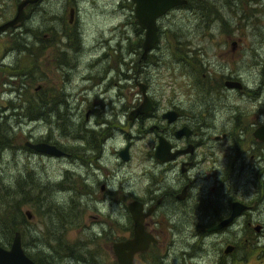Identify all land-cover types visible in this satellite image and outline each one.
Returning a JSON list of instances; mask_svg holds the SVG:
<instances>
[{
    "label": "rangeland",
    "instance_id": "1",
    "mask_svg": "<svg viewBox=\"0 0 264 264\" xmlns=\"http://www.w3.org/2000/svg\"><path fill=\"white\" fill-rule=\"evenodd\" d=\"M16 1L0 0V22L14 14ZM156 25L158 40L144 60L143 30L130 0H41L26 7L20 26L0 33L1 246L8 248L19 230L23 251L36 263L104 264L109 241L126 234L117 210L131 196L149 198L142 171L156 139L148 127L161 111L173 103L219 133L230 114L246 113L248 91L261 85L264 100V73L251 60L264 57V0H187ZM231 40L235 63L220 67ZM223 75L239 79L243 91L225 89ZM140 83L155 109L128 119ZM38 84L58 99L53 111L37 105ZM237 133L244 142L246 134ZM130 136V157L122 161L115 151ZM23 139H46L68 154H40ZM219 143L216 161L190 172L191 197L176 203L184 222L163 227L149 264H264V144L246 142L236 157L227 139ZM232 199L248 208L207 232ZM225 242L236 246L227 255Z\"/></svg>",
    "mask_w": 264,
    "mask_h": 264
},
{
    "label": "flooded vegetation",
    "instance_id": "2",
    "mask_svg": "<svg viewBox=\"0 0 264 264\" xmlns=\"http://www.w3.org/2000/svg\"><path fill=\"white\" fill-rule=\"evenodd\" d=\"M40 1L41 0H36L34 2H28L27 4L24 5L23 19L26 17V7L27 6L34 7V5H37ZM73 9H74V6L68 5V12L70 10L72 14ZM132 9H133V2H132ZM168 10H166L165 12H167ZM10 17L11 15L8 16V18ZM21 21L16 23L14 26L8 27V28L14 29L15 27L20 26ZM157 40H158V32H157ZM232 42H234V45L232 44ZM155 43L152 45L151 48H149L145 52L143 57L140 54V58L144 60L147 57L152 56L151 50H153ZM236 50H237L236 42L234 40H231L229 43V52H230L229 58L228 59L227 57L223 58L219 62L220 67L222 66L231 67L235 63L234 54ZM141 51H142V46H141ZM254 58L255 56L252 55L251 60L259 63L261 66V71L264 73V70H263L264 57L257 59V60H253ZM230 81H239L240 86L238 87L230 86L228 85ZM140 84H138V86ZM222 84L227 90L243 91V88H244V84L241 83L239 79H236L231 75H227V76L223 75ZM142 85L144 87V93L146 94L148 103L150 104V108L146 110L145 112L134 113V115L130 116L131 114L130 112L133 109H135L142 101L143 94L139 89L140 96H138L137 100H139V98L140 100L137 103H135V106H133L132 108L128 110L127 112L128 119L141 118L148 114L149 115L153 114L152 111L155 109V104L151 100L149 95L146 93L145 84L143 83ZM261 87H262L261 85H258L256 87V89H258V92L252 93L253 90L247 92L248 98L250 100V104L248 105L246 109V113L241 114L238 111V113L230 114L227 117V119L230 121L229 125L226 128L222 127L219 130V133H216L210 130L211 125L206 124V121H204L202 118H199L200 121H198L195 118V116L191 115L190 113L181 112V110L175 107V104L173 103L171 104L170 107L161 111V113L159 114L160 118L157 119L156 122L150 124L148 127L149 129L154 131L155 139H156L152 146L151 153H149L148 155L149 158L151 159L150 165L148 168H146L143 171V175L146 179L145 185L149 193V198L144 199L142 197H132L131 196L120 207V209L117 210L116 213H120V217L117 215V218H116V220L118 221L117 226L124 228L126 231V234L123 233L118 238H115L109 241L111 253H109V256H110L109 259L104 255V264H118L116 256L112 251V243L123 241L127 238H130L133 234L134 220L132 218V214L128 207L129 202H132V201L138 202L135 205V210H137V213L139 214V219L141 221L142 229L143 231L147 232V235L149 238V241L147 242V246L144 249L136 250L131 255V261L129 264H140V262L142 264H149V262L154 259V257L151 254V249H153L154 246L161 244L159 234L163 232V227H166L169 224L182 225L184 222V220L181 221L182 210L179 209L177 204H184L187 201V199L191 197V194L189 192V187L192 185L190 183L191 182L193 183V180L191 179L190 172L201 170L200 164H203L205 161L207 162L216 161L217 153L219 152V148L221 147V144L219 142L222 141L223 139L228 140L229 142L228 147L234 151L233 153L236 157H238V154L236 153V151L239 148H241L246 142L251 143L252 146L253 145L261 146L262 143L264 144V141L254 134V131L256 129L260 127L264 128V100L258 99L260 96ZM34 89L38 90L35 92V94L37 95L36 96L37 102H38L37 105L40 107L41 112L48 113L56 109L58 99L55 96L50 95L49 92L40 91L41 89L40 84L36 85ZM167 110L175 111L174 112L175 116L171 118L170 120L167 117L162 116V113ZM182 116L185 118V120L183 121L180 120ZM189 117L191 118L189 119ZM244 119H246L247 121L244 122L243 121ZM182 128L183 130L181 133L175 134L178 130ZM239 131H241L243 134H246V136L243 137L244 142H242V139H240L241 141L238 139L237 132ZM160 137L164 140L167 146L168 150L166 149V154L169 155L168 151L174 152L173 156L166 158V159H160V157L154 155L155 146L158 143V138ZM108 138H110V134L108 135L105 134L104 135V149L106 148L105 142ZM25 140H28V139H23L24 145H25L24 143ZM40 140L49 142L46 139H40ZM34 141H37V140H34ZM131 142H132V139L130 136V140L126 139L124 145L119 147L115 151L116 155L122 161H127V159H129L130 157V150H131V145H132ZM49 143H52V142H49ZM126 144H127V149H126L127 157L123 158L121 157L119 152L122 148H124ZM60 149L62 150V153L57 156H63V155L68 154L62 148ZM39 153L49 155L46 153H41V152ZM210 171L212 173L214 172L213 169H210ZM200 174H204V171L202 170ZM197 176L198 175L194 174V179ZM115 177L118 178L119 186H122L123 179L120 176H115ZM174 185H179L180 187L175 188L173 187ZM99 188L100 190L104 189V192L107 191L106 183L104 184L101 183ZM212 188H214V186H212ZM154 195L156 196L154 197ZM232 200H237V199H232ZM232 200L229 201L228 209L226 213L222 215L219 214L218 220L215 223L214 221L208 222L209 225L205 227L207 232H210V230L219 231L220 229L227 227L228 225L232 223L233 220H235V218L237 219L239 215L242 214V212L248 208L247 204L238 200L244 203L246 207L238 215L234 216L232 220L229 223H227L225 226H222L220 228L211 229L210 228L211 226L218 223L222 218L226 217L230 213V202ZM170 203H173V205H170ZM220 209L221 208H219L218 212H220ZM124 211H127L128 214L126 215ZM177 211L180 213V219H179L178 214L175 215ZM187 222L185 224H187ZM19 236H20V232H19ZM226 245H231V249L225 252L226 253L225 255H227L228 252L234 251L236 248L235 244H232L230 242H225L222 248L223 253H224L223 249ZM218 258H219V255H218Z\"/></svg>",
    "mask_w": 264,
    "mask_h": 264
},
{
    "label": "water",
    "instance_id": "3",
    "mask_svg": "<svg viewBox=\"0 0 264 264\" xmlns=\"http://www.w3.org/2000/svg\"><path fill=\"white\" fill-rule=\"evenodd\" d=\"M36 0H18L15 6L14 14L0 23V32L4 31L8 27L14 26L16 23L21 21L24 17V5L28 2H34ZM133 2V15L138 23V25L143 29V39L141 42L143 57L145 52L152 47V45L157 40V25L156 18L163 14L166 10L171 7L185 4L187 0H131ZM69 14L71 11L69 10ZM70 18V17H69ZM68 18V19H69ZM234 45V42H232ZM264 70V65H263ZM230 86H240L239 81H230L228 83ZM139 89L143 94L141 103L133 109L130 113V116L134 113L145 112L150 108L146 94L144 93V87L142 84L139 85ZM173 110H167L162 113L163 117H167L169 120L173 118ZM183 130H178L175 134L181 133ZM254 134L261 138L264 141V128H258L254 131ZM25 145L33 149L34 151L46 153L49 155H60L62 150L58 148L55 144L49 143L43 140L30 141L25 140ZM127 144L120 150V155L123 158L127 157L126 153ZM167 146L164 140L160 137L158 138V143L155 146L154 155L160 157V159H166L174 155V152H169V155L166 154ZM168 150V149H167ZM167 156V157H166ZM138 202L132 201L128 203V207L132 214L134 220L133 224V234L130 238H127L120 242L112 243V251L116 256L118 264H129L131 261V255L136 250L144 249L147 246L149 241L147 232L143 231L141 221L139 219V214L135 210V205ZM246 205L238 200H232L230 202V213L222 218L218 223L211 226V229L220 228L229 223L232 218L238 215ZM24 213L26 217H30V210L25 209ZM259 226L255 225V229H258ZM231 249V245H226L223 249L224 252H227ZM0 264H37L33 259H31L22 249L20 236L18 230L13 232L11 241L8 248H5L0 245Z\"/></svg>",
    "mask_w": 264,
    "mask_h": 264
},
{
    "label": "bare ground",
    "instance_id": "4",
    "mask_svg": "<svg viewBox=\"0 0 264 264\" xmlns=\"http://www.w3.org/2000/svg\"><path fill=\"white\" fill-rule=\"evenodd\" d=\"M92 73V72H91ZM100 84H99V89H98V91H100L101 93L104 91V87H103V83H101V82H99ZM91 86V85H90ZM94 86H95V84H94ZM97 91V90H96ZM81 92V91H80ZM105 92V91H104ZM97 93V92H96ZM39 110V109H38ZM143 172V171H142ZM141 172V173H142ZM143 175V174H142ZM143 179V178H142ZM141 180V179H140ZM139 180V181H140ZM140 183V182H139ZM142 183H143V180H142Z\"/></svg>",
    "mask_w": 264,
    "mask_h": 264
},
{
    "label": "trees",
    "instance_id": "5",
    "mask_svg": "<svg viewBox=\"0 0 264 264\" xmlns=\"http://www.w3.org/2000/svg\"><path fill=\"white\" fill-rule=\"evenodd\" d=\"M32 106H33V105H31V106H30L29 108H27V109H28L29 111H31V110H32V109H31V108H32ZM38 264H39V263H38Z\"/></svg>",
    "mask_w": 264,
    "mask_h": 264
}]
</instances>
